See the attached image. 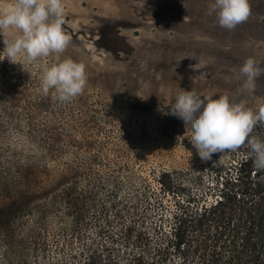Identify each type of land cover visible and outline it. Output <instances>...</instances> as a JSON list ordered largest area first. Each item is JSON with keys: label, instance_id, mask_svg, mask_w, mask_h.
Here are the masks:
<instances>
[{"label": "rangeland", "instance_id": "1", "mask_svg": "<svg viewBox=\"0 0 264 264\" xmlns=\"http://www.w3.org/2000/svg\"><path fill=\"white\" fill-rule=\"evenodd\" d=\"M14 2L0 0V7ZM207 2L63 0V28L71 41L59 58L83 63L87 77L83 92L71 102H59L51 91L40 90L42 72L56 62V54L33 62L18 59L16 64L0 54V208L13 195L9 175L15 157L37 155L17 133L30 123L45 130L41 139L66 146L57 156L59 171L80 150L87 131L94 130L98 137L100 128V137L110 135L127 144L136 158L162 161L171 169L178 162L198 159L190 131L169 114L181 89L202 97L227 95L231 101H245L253 111L264 106V75L249 95L238 91L242 78L237 79L235 71L249 56L264 67V0H249L248 19L233 30L218 26L207 14ZM17 35L15 29L0 33V51L3 38ZM163 147L172 152L158 154L156 149ZM150 168L148 163L145 169ZM44 180V174L39 175L32 187L40 191ZM41 263L11 241L7 228H0V264Z\"/></svg>", "mask_w": 264, "mask_h": 264}, {"label": "trees", "instance_id": "2", "mask_svg": "<svg viewBox=\"0 0 264 264\" xmlns=\"http://www.w3.org/2000/svg\"><path fill=\"white\" fill-rule=\"evenodd\" d=\"M100 129L98 137L87 131L62 171L57 156L66 146L41 139L45 130L32 123L17 131L38 152L15 157L13 195L0 208V228L30 258L41 264H264V170L254 168L246 142L166 169L162 161L136 158L110 135L100 137ZM250 135L264 140V124ZM41 174L39 191L32 186Z\"/></svg>", "mask_w": 264, "mask_h": 264}, {"label": "clouds", "instance_id": "3", "mask_svg": "<svg viewBox=\"0 0 264 264\" xmlns=\"http://www.w3.org/2000/svg\"><path fill=\"white\" fill-rule=\"evenodd\" d=\"M207 14L214 16L219 27L233 30L250 15L249 0H208ZM63 0H15L0 7V33L15 29L19 35L4 39L0 54L10 63L18 59L33 62L56 54V62L42 72L40 90L52 92L59 102H71L80 95L87 82L85 66L71 58L60 59L71 37L63 28L65 23ZM236 71L242 78L241 93L253 94L257 79L264 75V67L254 57H247ZM169 114L182 120L190 131V142L202 160L213 153L236 150L247 143L253 166L264 170V140L251 136L257 123L264 124V106L253 111L246 102L231 101L227 95L199 96L180 90L169 107Z\"/></svg>", "mask_w": 264, "mask_h": 264}]
</instances>
